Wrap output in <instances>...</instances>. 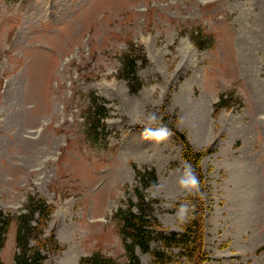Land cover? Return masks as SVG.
<instances>
[{"label": "rangeland", "instance_id": "1", "mask_svg": "<svg viewBox=\"0 0 264 264\" xmlns=\"http://www.w3.org/2000/svg\"><path fill=\"white\" fill-rule=\"evenodd\" d=\"M131 44L142 48L137 92L121 73ZM92 96L107 108L103 126L86 121ZM152 112L167 139L141 136ZM180 135L201 154L203 195L179 185ZM136 169L158 177L144 191L163 230L203 214L202 264H264V0H0V206L18 215L30 195L53 205L45 233L61 248L48 264L95 252L128 261L114 214ZM16 231L14 220L5 264ZM171 253L166 264H194Z\"/></svg>", "mask_w": 264, "mask_h": 264}, {"label": "trees", "instance_id": "2", "mask_svg": "<svg viewBox=\"0 0 264 264\" xmlns=\"http://www.w3.org/2000/svg\"><path fill=\"white\" fill-rule=\"evenodd\" d=\"M203 34L192 33V42L200 49L206 48L202 39ZM208 38V37H206ZM142 51L131 44L129 50L122 58L121 73L130 82V90L137 92L141 82L137 71L136 53ZM145 62V58L142 60ZM96 97L91 98L88 120L98 122L96 127L103 126L102 120L107 116V108L100 105ZM222 99L216 104L217 107H227L228 104ZM92 124V123H90ZM185 146L184 157L191 162L195 170L201 160V154L194 151L183 135H180ZM138 185L134 188L132 196L128 199L126 207L120 206L115 218L119 222V231L125 243L128 253V261L124 264H142L136 250L143 254H150L154 264H166L171 262V252L178 251V256L186 258L194 264H202L207 260L204 250V221L203 214L195 211L190 222L181 232H167L163 230L158 218L154 215L155 203L159 202L149 198L145 191L158 184V177L152 169H136ZM202 185V175L199 176ZM133 197V198H132ZM193 196L192 201H195ZM54 207L46 199L39 195H30L24 204L20 214H12L4 211L0 206V264L1 252L4 249L11 224L17 222L16 231V254L13 264H48V255L60 250L61 246L53 232L46 235ZM81 264H122L118 260L106 257L101 252H95L90 256L83 257Z\"/></svg>", "mask_w": 264, "mask_h": 264}, {"label": "clouds", "instance_id": "3", "mask_svg": "<svg viewBox=\"0 0 264 264\" xmlns=\"http://www.w3.org/2000/svg\"><path fill=\"white\" fill-rule=\"evenodd\" d=\"M162 120L163 117L157 113H150L148 115L147 123L141 129V136L145 139H153L155 141L167 139L171 135V129L168 128L166 124L160 123L158 126H153ZM179 185L181 189L188 193L193 195L199 193L200 195H203L200 190V177L191 162L185 163L183 174L179 178ZM188 207L189 206L186 204L181 205L182 216L186 213Z\"/></svg>", "mask_w": 264, "mask_h": 264}, {"label": "bare ground", "instance_id": "4", "mask_svg": "<svg viewBox=\"0 0 264 264\" xmlns=\"http://www.w3.org/2000/svg\"><path fill=\"white\" fill-rule=\"evenodd\" d=\"M184 101V100H183ZM241 222V221H240Z\"/></svg>", "mask_w": 264, "mask_h": 264}]
</instances>
